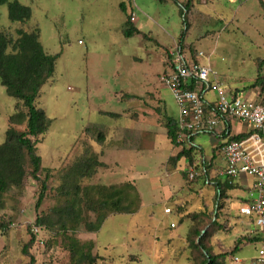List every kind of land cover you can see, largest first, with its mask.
Segmentation results:
<instances>
[{
    "label": "rangeland",
    "instance_id": "1",
    "mask_svg": "<svg viewBox=\"0 0 264 264\" xmlns=\"http://www.w3.org/2000/svg\"><path fill=\"white\" fill-rule=\"evenodd\" d=\"M20 1L32 8V18L12 21L7 4H2L0 32L15 40L18 29H40L44 49L61 56L37 100L53 119L46 134L32 137L45 170L40 180L34 179L27 159L25 185L4 195L0 264H29L31 255L35 264H76L64 233L92 241L98 256L95 264H203V250L195 242L200 230L214 253H227L223 264H235L231 261L235 253L240 264H248L260 244L245 242L252 236L249 221L235 213L239 207L226 209L225 195L219 200L203 176L191 178L186 158L172 160L181 147L171 143L166 122L167 116L179 117V106L160 79L167 53L156 40L166 45L172 42L170 33L179 38L185 32L193 50L204 52L201 61L214 70L211 77L228 89L246 90L245 94L264 100L259 84L247 88L260 72L264 76V65L259 70L264 59L261 0H196L188 15L181 12L184 0ZM123 1L127 15L120 7ZM132 10L143 34L127 37L123 30ZM12 51L10 46L8 52ZM26 111L0 83V143L9 127L27 130L26 123L13 124L9 119ZM198 154L193 162L202 168ZM89 158L101 164L93 175L79 178V190L67 174ZM47 173L46 198L36 209ZM95 187L119 190L124 205L130 202L128 193L134 192L139 198L137 211H107L101 229L89 231L86 223L96 220L99 204L85 200ZM75 195V212H67ZM37 216L43 217V225H36ZM33 232L36 236L27 254L23 248ZM237 239L241 247L230 253Z\"/></svg>",
    "mask_w": 264,
    "mask_h": 264
},
{
    "label": "trees",
    "instance_id": "2",
    "mask_svg": "<svg viewBox=\"0 0 264 264\" xmlns=\"http://www.w3.org/2000/svg\"><path fill=\"white\" fill-rule=\"evenodd\" d=\"M178 1V0H176ZM192 0L182 4V14L186 11V15L189 13ZM7 4L8 16L12 21L26 22L32 18V8L23 4L20 0H0V5ZM122 10L128 14L125 2L120 3ZM134 11H131L130 17L132 18ZM130 17L125 21V28L123 33L127 37L133 36L135 33H139V29L130 20ZM186 17V16H185ZM187 18V17H186ZM188 29V24L186 30ZM17 33L19 37L13 39L12 35L7 32H0V83L5 87L8 95L22 101L26 112H16L10 116V121L13 124H27V130L17 131L14 127H9L6 130V139L0 143V207L4 204V195L12 187L22 188L25 185V180L28 175L26 170V161L28 159L31 166V176L40 180V173L45 170L42 168V156L37 153L36 140L32 137H38L46 134L50 129L53 119L49 117L44 109L38 106L37 100L41 93V89L47 81L53 77L57 59L61 56V52L50 54L48 53L41 41H40V29L27 31L24 29H18ZM185 32L181 34V39L184 38ZM12 47V52H8L9 47ZM183 48V46H182ZM190 54L193 60L197 61L196 51L191 50ZM264 65V59L259 63V70ZM260 85L261 91H264V76L259 73V76L253 81L247 88ZM246 90L236 89L235 92H241ZM127 95V94H126ZM127 96H130L129 94ZM264 101V100H263ZM107 113V112H106ZM112 116H118L116 112H109ZM178 118H172L167 116L166 128L167 135L171 140V143L175 146H180L181 150L177 155L172 156V160L178 161L185 157L189 164L193 162V147H187V141L180 142L178 140ZM102 136V135H101ZM248 136V133H241L233 136L231 139L241 140ZM193 136L190 137V140ZM101 163L96 159L89 158L84 162L75 164L67 174V178L72 180V185L80 190L79 178L81 176H91L95 168ZM199 169V165L194 164ZM48 172V169H47ZM199 176H203L201 172ZM198 176V177H199ZM49 173L46 174V178L41 181V190L36 202V209H39L46 198V191L48 188L47 179ZM205 180V179H204ZM233 180L226 183L228 188H232ZM205 183V182H204ZM218 188L215 195L219 200L225 193V186L221 183L217 184ZM76 190V193L78 192ZM95 193L89 195L86 193V203L93 202L99 204L96 211L97 217L94 222L86 223L89 231L97 232L101 229L107 217V211L112 212H135L139 207L138 195L132 192L133 196L129 195V204H123V198L120 195V191L115 189L112 192H106L102 188L95 187ZM114 192V193H113ZM78 200V196L75 195L73 201L66 211H74V203ZM75 212V211H74ZM243 214V213H242ZM254 219L253 217H251ZM45 223L43 217L37 216L36 225L40 226ZM65 231L68 230L65 226ZM203 230L198 231V241L196 240V247L203 250V264H223L222 257L226 254L214 253L213 250L207 246L204 242L205 232ZM263 234V237L260 236ZM65 245L68 248L72 259L76 264H95L97 257L93 254L94 243L92 241L82 242L80 239L64 233ZM36 234L33 232L31 240L27 243L23 251L29 254V247L34 242ZM252 237H246L247 242H257L264 239V233L256 232L254 235L250 233ZM241 239H237L235 248L230 253L237 252L240 247ZM36 260L33 255L30 257L29 264H35Z\"/></svg>",
    "mask_w": 264,
    "mask_h": 264
},
{
    "label": "built area",
    "instance_id": "3",
    "mask_svg": "<svg viewBox=\"0 0 264 264\" xmlns=\"http://www.w3.org/2000/svg\"><path fill=\"white\" fill-rule=\"evenodd\" d=\"M131 20H135V15ZM200 56H204V52H196L195 61L181 45H176L168 51L167 67L160 77L173 92L179 106L178 140L187 141L190 146V137L196 134L219 137L226 163L219 174L230 178L244 174L254 178L257 195L241 208V212L254 218L251 233H264V101L244 91L228 90L219 79L211 77L214 70L202 63ZM210 91L215 93L212 99L207 97ZM236 121H244L250 126L246 132L248 136L241 140L231 139L234 136L231 126ZM201 165L199 169L190 165L187 174L193 179L201 172L204 177L208 176L207 162L202 160ZM231 260L235 264L242 262L237 255ZM251 264H264V239Z\"/></svg>",
    "mask_w": 264,
    "mask_h": 264
},
{
    "label": "crops",
    "instance_id": "4",
    "mask_svg": "<svg viewBox=\"0 0 264 264\" xmlns=\"http://www.w3.org/2000/svg\"><path fill=\"white\" fill-rule=\"evenodd\" d=\"M187 1L188 0H184V2L181 3V5ZM203 1H205V0H203ZM123 2H125V4L127 5L126 1H123ZM261 3H262V5H264V0H261ZM195 4H196V0H192L189 12L193 11ZM133 14L135 15V20L133 21L134 25L139 29V31H140L139 33L143 34V32L141 31V28L137 24L139 19L136 17L135 12ZM187 31H188V29H187ZM135 34H137V33H135ZM170 37L172 38V42H170L169 44H166V45L161 43L159 40H156L157 45L162 47L164 49L165 53H168L169 50L174 49L176 47V45H181V47L183 46V50L185 51V53L190 54V51L193 49V46L191 45V43H188L186 41V34H185L183 39H181V35L179 38H177L178 36H174V34H171V33H170ZM190 47H192V49ZM194 50L196 52H198L197 49H194ZM200 61H201V57H200ZM166 67H167V62H166V58H165V69H164V71L166 70ZM228 90L235 92V90H231V89H228ZM210 93H212V91L207 93V97L210 99L214 98L215 95L213 97L208 96ZM102 112L106 113L108 111L102 110ZM249 129H250V126L244 121H236L231 126V131H232V134H234V136L239 135L241 133H246V132H248ZM220 143H221V140H219V137L216 135L196 134L193 136V139L191 140L190 146L194 148L193 149L194 150L193 156L195 155V153H199L198 155H199V157H201V160H204V162H207V164H208V176L204 177V175H203V177L205 178V180H204L205 184L212 186V188L214 189V192H216V190L218 188V186H217L218 183H221L226 187L225 193H224L225 196L223 195L228 200L227 201L228 203L225 204L227 207L226 209H228V207H229V209L232 211V208H231L232 205L236 204L237 209L239 207L238 210H240V212H235V213H239V215L246 222L249 221V226H250V229H249L250 232L249 233H251V231L254 228L253 219L251 217H247V218L243 217L242 216L243 214H241L242 213L241 208L244 207L250 201H252L257 195L256 190L254 188V178L251 176H248V175H244V174H242L240 177H237V178H235V177L230 178V177H227L225 175L219 174L220 169L224 168V166L226 164L224 156L221 152ZM190 146H187V147L190 148ZM183 158H185V157H183ZM194 163H195V161H194ZM192 165H194V164H192ZM196 165H197V162H196ZM230 180H233V182H231L233 185L232 188H228L226 186V183H229ZM244 216H247V215L244 214ZM254 234L255 233H253V235ZM260 236L263 237V234L260 233ZM257 242L260 244V241H257ZM234 255H237V253H235ZM234 255H232V256H234ZM255 255H253L249 259L248 264H251V261L255 257ZM232 256H231V259H232Z\"/></svg>",
    "mask_w": 264,
    "mask_h": 264
}]
</instances>
